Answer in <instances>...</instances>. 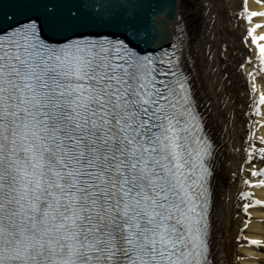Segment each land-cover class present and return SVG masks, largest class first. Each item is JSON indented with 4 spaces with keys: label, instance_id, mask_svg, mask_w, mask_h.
<instances>
[{
    "label": "snow or ice",
    "instance_id": "6c2138e0",
    "mask_svg": "<svg viewBox=\"0 0 264 264\" xmlns=\"http://www.w3.org/2000/svg\"><path fill=\"white\" fill-rule=\"evenodd\" d=\"M185 3L215 0H0V264H214L217 150L178 35ZM242 3L245 116L264 119V10ZM254 136L249 189L264 188ZM251 196L245 227L264 209Z\"/></svg>",
    "mask_w": 264,
    "mask_h": 264
},
{
    "label": "bare ground",
    "instance_id": "6f19581e",
    "mask_svg": "<svg viewBox=\"0 0 264 264\" xmlns=\"http://www.w3.org/2000/svg\"><path fill=\"white\" fill-rule=\"evenodd\" d=\"M205 2L207 3V0ZM248 7L251 10L261 9L254 0L249 2ZM238 8L236 0H215L212 6L204 7L202 13L198 4L185 3L177 8V14L183 13L185 21L183 27L191 33L188 43L193 61L191 63L202 84L204 93L202 97L210 103L208 106L210 110L206 111L209 114L208 119L212 126L220 121L218 125L223 126L220 136L222 151L217 161L219 173L215 182L218 195L214 212L215 264H264V253H251V249L246 246L238 249V244L234 241L238 234V225L241 224V217H235L236 211L232 199L237 184L232 180L231 174L234 172L232 168L236 169L240 160L239 156L231 151L232 149L235 151L240 145L241 138L245 137L243 118L247 109L244 97L245 83L240 75V69L238 70L242 54L235 51L239 46L243 30L237 28V25L242 24V21L234 14ZM213 19L215 22L212 21ZM234 29H236L235 35H233ZM229 49L233 51L229 52ZM225 52H228V55H217V53ZM207 57L211 59L206 62ZM191 63L188 65L192 66ZM249 70L250 67H246L245 74ZM227 73L230 75L228 79L225 76ZM226 114L233 117L231 126L230 120L226 119ZM259 132L264 136V128H260ZM244 177H246L245 173ZM227 198L229 202L226 201ZM250 213L259 215L253 211ZM261 217L264 218V215ZM246 234L255 236V239H264V224L253 222ZM251 255L258 259H255L256 261L251 259ZM238 257L243 259L237 261Z\"/></svg>",
    "mask_w": 264,
    "mask_h": 264
},
{
    "label": "water",
    "instance_id": "95a60500",
    "mask_svg": "<svg viewBox=\"0 0 264 264\" xmlns=\"http://www.w3.org/2000/svg\"><path fill=\"white\" fill-rule=\"evenodd\" d=\"M14 9H13V6L11 4H8L6 3L5 6H4V11L6 13H9V12H12Z\"/></svg>",
    "mask_w": 264,
    "mask_h": 264
}]
</instances>
